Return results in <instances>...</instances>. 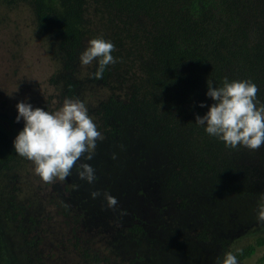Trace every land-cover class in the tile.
<instances>
[{
	"label": "rangeland",
	"instance_id": "1",
	"mask_svg": "<svg viewBox=\"0 0 264 264\" xmlns=\"http://www.w3.org/2000/svg\"><path fill=\"white\" fill-rule=\"evenodd\" d=\"M86 18L84 48L91 38H108L111 29L92 0ZM63 43L55 29L38 27L31 4L0 0V127L8 132L23 127L15 120L19 101L55 111L69 97L84 103L104 137L91 160L76 162L94 168L92 183L78 178L75 165L66 180L44 182L28 159L2 173L5 264H215L222 253L236 254L264 239V223L256 219L264 193L260 166L238 164L201 180L188 168L181 187L168 189L172 144L140 134L130 123L115 139L105 133L101 108L112 94L124 98L126 59L117 58L120 70L112 68L107 83L98 82L90 75L94 61L85 66L79 56L71 61ZM70 82L76 84L73 91ZM92 192L99 195L93 198ZM105 192L116 198L114 207L107 206ZM84 251L97 262L85 261ZM238 262L264 264V246Z\"/></svg>",
	"mask_w": 264,
	"mask_h": 264
},
{
	"label": "trees",
	"instance_id": "2",
	"mask_svg": "<svg viewBox=\"0 0 264 264\" xmlns=\"http://www.w3.org/2000/svg\"><path fill=\"white\" fill-rule=\"evenodd\" d=\"M18 1L33 6L40 29L53 28L61 34L67 56L76 60L88 35V0ZM92 3L110 20L106 39L114 44L112 55L117 62L105 68L101 79L94 80L107 83L112 68L120 70L119 59H126L129 65L122 78L127 89L124 98L112 94L101 108L110 139L119 137L130 123L140 134L172 144L176 149L172 160L175 166L166 180L171 190L181 187L188 168L196 180L208 178L218 169L234 170L238 164L250 163L264 170V145L256 150L225 147L194 123L195 116L203 115L212 103L205 95L207 80L214 86L222 84L224 78L251 80L258 88L257 98L264 103V0ZM75 86L70 82L69 90H75ZM201 102L205 107L199 106ZM22 128L8 132L0 127V182L2 173L12 164L26 159L13 147ZM4 192L0 187V199ZM10 198L9 204L14 207L15 198ZM262 246L264 239H259L238 250V261L252 258ZM81 256L89 263L98 260L87 251ZM0 264H5L1 232Z\"/></svg>",
	"mask_w": 264,
	"mask_h": 264
},
{
	"label": "clouds",
	"instance_id": "3",
	"mask_svg": "<svg viewBox=\"0 0 264 264\" xmlns=\"http://www.w3.org/2000/svg\"><path fill=\"white\" fill-rule=\"evenodd\" d=\"M113 51L112 41L100 35L87 41V46L79 53V62L85 66L95 61V72L90 75L101 79L105 68L116 62ZM257 91L251 80L224 78L222 84L215 86L207 80L205 95L212 103L203 115L195 116L194 123L203 127L209 136L222 141L225 147L258 149L264 145V103L257 98ZM199 106L205 107V104L201 102ZM16 109L15 120H22L23 128L13 140L14 151L33 163L36 175L44 182L64 181L71 176L75 165L79 179L88 183L95 180V170L90 164H76L81 157L91 160L97 140L104 139L82 101L65 97L58 109L49 111L33 107L26 99L19 101ZM91 195L95 198L99 193ZM104 198L109 208L117 204L110 193L105 192ZM256 219L264 223V193L257 201ZM215 264L239 262L233 251H226L216 258Z\"/></svg>",
	"mask_w": 264,
	"mask_h": 264
}]
</instances>
